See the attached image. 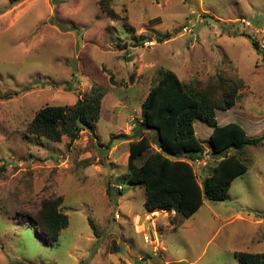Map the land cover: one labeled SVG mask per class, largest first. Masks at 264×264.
I'll return each instance as SVG.
<instances>
[{"label": "rangeland", "instance_id": "rangeland-1", "mask_svg": "<svg viewBox=\"0 0 264 264\" xmlns=\"http://www.w3.org/2000/svg\"><path fill=\"white\" fill-rule=\"evenodd\" d=\"M99 2L0 0V264H244L233 252H264V140L237 152L247 170L225 199H205L189 219L147 213L126 169L140 105L164 69L196 86L217 74L241 79L217 123L264 135V57L239 21L263 26L264 0H109L116 19ZM93 87L102 93L93 132L52 141L28 131L40 108L73 106ZM194 130L204 154L190 163L201 182L216 159L211 127L196 119ZM57 196L68 225L50 244L34 213Z\"/></svg>", "mask_w": 264, "mask_h": 264}, {"label": "trees", "instance_id": "trees-1", "mask_svg": "<svg viewBox=\"0 0 264 264\" xmlns=\"http://www.w3.org/2000/svg\"><path fill=\"white\" fill-rule=\"evenodd\" d=\"M8 1L14 4L22 0ZM99 4L106 16L118 18L109 0H100ZM163 40L159 38V41ZM126 45L125 42L117 43L121 49ZM252 45L260 54L255 41ZM242 87L241 79L231 81L220 74L196 86L184 83L172 70L164 69L159 73L140 105L141 130L128 143L126 159L129 182L144 190L147 212L168 210L173 211L174 216L189 219L205 199L223 201L231 182L246 172L247 165L237 152L246 146L259 144L264 135L249 138L239 123L218 125L215 116L216 109L228 110L236 103ZM101 99L102 93L93 87L88 96L77 99L73 106L40 108L27 129L52 141H59L62 135H67L72 141L82 129L94 131ZM196 119L212 128L209 134L210 155L216 159L206 167L207 174L201 182L190 163L204 154V147L194 130ZM156 137L161 141V149L153 147ZM112 138L128 137L116 134ZM112 145L111 139L108 147ZM62 203V196L42 199L34 213L46 243L56 242L61 230L68 225V216L61 210ZM233 255L244 264H264V252L235 251Z\"/></svg>", "mask_w": 264, "mask_h": 264}, {"label": "built area", "instance_id": "built-area-1", "mask_svg": "<svg viewBox=\"0 0 264 264\" xmlns=\"http://www.w3.org/2000/svg\"><path fill=\"white\" fill-rule=\"evenodd\" d=\"M239 21L243 24L244 27L251 29L252 34H250L249 36L252 38L253 41L256 42L258 48L261 51L260 54L264 56V25L261 27H254L250 24L248 20L244 18H241ZM143 44L146 46H152L155 44V40H146L143 42ZM143 240L145 242H152V240H156V238L152 234H151V238L147 234H143ZM153 250L155 249L153 248Z\"/></svg>", "mask_w": 264, "mask_h": 264}, {"label": "water", "instance_id": "water-1", "mask_svg": "<svg viewBox=\"0 0 264 264\" xmlns=\"http://www.w3.org/2000/svg\"><path fill=\"white\" fill-rule=\"evenodd\" d=\"M247 38H248V40L250 41V43L252 44V43H253L252 38H251L250 36H247ZM153 143H154V145H155L156 147H158V148L161 149V141H160L159 138L156 137V138L153 140Z\"/></svg>", "mask_w": 264, "mask_h": 264}, {"label": "crops", "instance_id": "crops-1", "mask_svg": "<svg viewBox=\"0 0 264 264\" xmlns=\"http://www.w3.org/2000/svg\"><path fill=\"white\" fill-rule=\"evenodd\" d=\"M227 118H228V117H226V118L223 117L222 120H227ZM227 121H228V120H227ZM227 121H226V122L224 121V123H217V124H218V125H223V124H225V123H228ZM211 130H212V128H211ZM151 228H152V227L150 226V229H151ZM143 234H145V233H143ZM152 235H154V233H152Z\"/></svg>", "mask_w": 264, "mask_h": 264}]
</instances>
